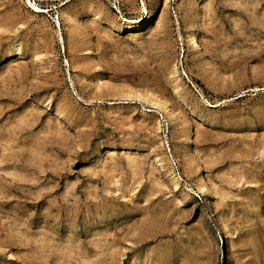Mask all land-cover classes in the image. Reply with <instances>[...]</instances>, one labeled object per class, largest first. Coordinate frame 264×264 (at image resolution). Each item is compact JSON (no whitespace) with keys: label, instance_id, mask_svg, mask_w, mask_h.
<instances>
[{"label":"rangeland","instance_id":"obj_1","mask_svg":"<svg viewBox=\"0 0 264 264\" xmlns=\"http://www.w3.org/2000/svg\"><path fill=\"white\" fill-rule=\"evenodd\" d=\"M0 264H264V0H0Z\"/></svg>","mask_w":264,"mask_h":264},{"label":"bare ground","instance_id":"obj_2","mask_svg":"<svg viewBox=\"0 0 264 264\" xmlns=\"http://www.w3.org/2000/svg\"><path fill=\"white\" fill-rule=\"evenodd\" d=\"M132 22H133V21H132ZM139 22H140V21H139ZM127 23H128V22H127ZM135 24H136V23H135ZM133 25H134V24H133ZM143 25L145 26V24H143ZM143 25H142V26H143ZM138 26H139V25L136 24L135 29L138 30V28H139ZM132 27H133V26H132ZM133 32H134V31H133ZM193 39H194V38H193ZM196 39H197V38H196ZM192 41H193V40H192ZM197 41H198V40H197ZM197 43H198V42H197ZM194 46L197 47V44H194ZM195 50H196V49H195ZM149 102H150V101H149ZM155 105H156V103H155ZM203 181H204V180H203ZM203 185H204V184H203ZM203 185H202V186H203ZM204 187H205V186H204ZM202 189H203V188H202ZM205 190H206V189H205ZM218 225H219V224H218ZM219 226H220V225H219Z\"/></svg>","mask_w":264,"mask_h":264}]
</instances>
